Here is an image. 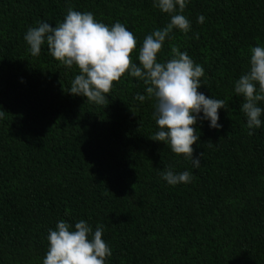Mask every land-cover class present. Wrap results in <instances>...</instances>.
<instances>
[{"label":"trees","instance_id":"1","mask_svg":"<svg viewBox=\"0 0 264 264\" xmlns=\"http://www.w3.org/2000/svg\"><path fill=\"white\" fill-rule=\"evenodd\" d=\"M69 7L122 22L137 48L169 21L152 0H0V264H42L60 219L102 225L106 264H264V115L249 135L232 91L250 47L264 46V0H188L191 29H174L158 53L187 52L204 69L198 91L225 102L221 128L193 125L199 168L151 139L155 99L141 80L125 73L96 104L68 92L75 65L46 45L28 52L27 28L55 26ZM165 166L191 182L167 184Z\"/></svg>","mask_w":264,"mask_h":264},{"label":"clouds","instance_id":"2","mask_svg":"<svg viewBox=\"0 0 264 264\" xmlns=\"http://www.w3.org/2000/svg\"><path fill=\"white\" fill-rule=\"evenodd\" d=\"M187 3L188 0H152L153 7L168 14L169 21L146 34L138 48L137 38L122 22L106 24L91 11L72 7L55 26L45 20L29 26L23 39L32 56H38L42 45H46L49 54L61 64L67 68L75 65L78 73L71 79L68 92L89 102L104 104L113 82L125 73L141 80L148 98L155 99L157 130L151 139L164 142L173 153L189 159L193 168H199L200 158L193 156L192 147L199 135L193 125L200 120L207 121L210 128H221L218 110L224 108L225 102L198 91L204 69L187 52L170 45L169 58H157L174 29L185 33L191 29L190 20L183 14ZM196 20L203 23L205 16L198 14ZM134 50L135 61L131 57ZM232 91L243 98L239 110L246 117L251 135L262 125L264 115V108L259 106L264 101V46L250 47L247 70L233 81ZM134 98L143 102L145 95L137 93ZM160 175L173 186L193 178L188 170L175 172L168 166ZM103 231L102 225L97 224L93 230L84 219L74 224L57 220L55 228L48 229L42 264H106L112 252L102 239Z\"/></svg>","mask_w":264,"mask_h":264}]
</instances>
